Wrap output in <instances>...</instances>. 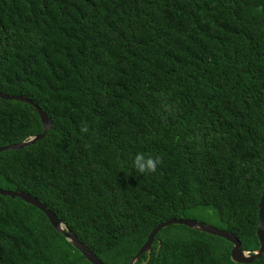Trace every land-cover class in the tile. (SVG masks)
I'll use <instances>...</instances> for the list:
<instances>
[{"label": "trees", "instance_id": "trees-1", "mask_svg": "<svg viewBox=\"0 0 264 264\" xmlns=\"http://www.w3.org/2000/svg\"><path fill=\"white\" fill-rule=\"evenodd\" d=\"M0 91L52 122L0 153V188L39 199L105 264H127L172 219L258 250L264 0H0ZM42 131L31 105L0 99V147ZM137 152L161 158L155 174L131 169ZM231 249L171 225L136 264H236ZM0 264L91 263L0 195Z\"/></svg>", "mask_w": 264, "mask_h": 264}, {"label": "water", "instance_id": "water-1", "mask_svg": "<svg viewBox=\"0 0 264 264\" xmlns=\"http://www.w3.org/2000/svg\"><path fill=\"white\" fill-rule=\"evenodd\" d=\"M0 99L6 101H19L24 102L31 105L38 113L41 124L43 127V131L39 135H35L30 137L26 141H21L16 144L8 145L5 147H0V153L6 151H14V150H21L25 147H29L36 142L42 140L48 131L52 128L51 119L48 115L40 109L38 105H36L31 99L27 96H19V95H8L0 91ZM0 195L1 196H8L12 199L19 198L27 204L32 205L36 209L40 210L45 214L48 221L50 222L51 226L54 230L62 234L63 237L67 242H69L75 249H77L80 254L91 264H105L102 262L83 242L79 240L76 234L66 226V224L59 219L55 213L51 210L47 209L44 204H42L39 199L30 195L27 192L23 191H10V190H3L0 188ZM258 224L256 229V236L259 241V248L256 251L249 252L245 251L241 248V243L236 237L235 234L227 232L222 229H218L214 226L206 224L204 222L197 221L195 219H172L165 222L158 224L148 235L146 242L143 246L138 250L135 256H133L127 264H136L138 258L144 254L149 253L151 250V245L154 241L155 236L158 234L159 231L162 229L171 226V225H182L189 229L197 230L199 232H203L212 236H217L219 238H223L229 243L232 244V249L230 252V258L232 262L236 264H250L253 261L260 258V256L264 253V186L262 195L260 197V201L258 204Z\"/></svg>", "mask_w": 264, "mask_h": 264}, {"label": "clouds", "instance_id": "clouds-1", "mask_svg": "<svg viewBox=\"0 0 264 264\" xmlns=\"http://www.w3.org/2000/svg\"><path fill=\"white\" fill-rule=\"evenodd\" d=\"M83 131H87L85 128ZM162 160L159 156H154L149 153L137 152L131 160V169L141 175H151L158 171Z\"/></svg>", "mask_w": 264, "mask_h": 264}]
</instances>
